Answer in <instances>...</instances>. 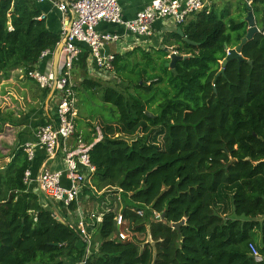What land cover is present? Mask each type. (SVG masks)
<instances>
[{
	"label": "trees",
	"instance_id": "1",
	"mask_svg": "<svg viewBox=\"0 0 264 264\" xmlns=\"http://www.w3.org/2000/svg\"><path fill=\"white\" fill-rule=\"evenodd\" d=\"M249 10L263 31L223 74L226 49L240 44L247 24L214 8L165 33L154 57L141 47L116 54L122 90L81 73L82 101L100 90L103 105L111 106L99 122L102 140L85 139L95 171L84 190L99 208L84 215L96 244L87 264H264V0H251ZM40 17L34 0H0V84L13 71L32 70L58 43ZM165 47L187 56L174 72L165 66L171 54ZM136 53L142 60L131 62ZM86 58L83 53L76 68L85 71ZM28 168L19 150L0 170V264L81 260L87 241L27 189ZM106 195L124 203V240L115 238L120 212L107 205ZM136 209L145 215L138 217ZM153 212L164 220L152 221ZM178 222L177 231L171 224Z\"/></svg>",
	"mask_w": 264,
	"mask_h": 264
},
{
	"label": "built area",
	"instance_id": "2",
	"mask_svg": "<svg viewBox=\"0 0 264 264\" xmlns=\"http://www.w3.org/2000/svg\"><path fill=\"white\" fill-rule=\"evenodd\" d=\"M49 2L60 14L59 41L55 47L44 50L39 56V62L54 55L55 48L61 44L59 50L56 72L48 69L41 71L38 64L27 73L19 70L25 77L29 78L37 87L48 94L52 91L49 101L52 103L56 116V122L38 126L35 130L36 142L26 143L20 147L30 164L34 159L35 149H42L45 153L46 161L43 163L35 182L37 190L35 193L42 194L49 201L56 205L70 208L79 204V197L85 188L90 186V178L95 168L89 157V150L92 144H88L77 138L72 145L76 134L75 120L77 117V82L74 71L83 53L87 54L85 64L90 73L91 65L98 78L109 80L115 77L114 61L115 55L105 53L107 45L120 44L124 39L115 33L100 32L97 27L101 23L120 25L133 37L132 45H127L128 49H134L140 43H145L144 39H149L153 35L152 26L155 22H166L171 27L177 28L195 13L205 9V0H152L145 8L138 12L132 20L125 21L121 16L119 0H39ZM42 18V17H40ZM176 53V52H174ZM228 54V49H226ZM118 54V53H117ZM103 138L99 129L96 130L93 143L101 141ZM60 157L63 161L62 170H52L48 167L49 162ZM63 178L68 181V186L63 182ZM23 183L27 188L34 183L31 178L30 168L23 174ZM138 217L145 215L144 209H136ZM54 216L59 218L56 210ZM77 230L87 241L85 256L74 264H87L86 260L91 253L88 248L89 236L84 227L81 214H79ZM154 222H162L160 213L153 212ZM66 221V220H65ZM67 222V221H66ZM123 222L122 213H118L114 219L116 228L115 238L124 240L125 234L120 231ZM68 223V222H67ZM255 262H261L263 258L257 250L249 246Z\"/></svg>",
	"mask_w": 264,
	"mask_h": 264
},
{
	"label": "crops",
	"instance_id": "3",
	"mask_svg": "<svg viewBox=\"0 0 264 264\" xmlns=\"http://www.w3.org/2000/svg\"><path fill=\"white\" fill-rule=\"evenodd\" d=\"M152 0H119V6L121 9V16L122 19L125 21L132 20L136 14L142 11L146 5H148ZM246 3V7L251 5V0H245L244 4ZM221 4V6L219 5ZM34 5L40 11L41 17L45 20V25L48 30L55 34H59L60 30V14L59 12L47 1L40 2L39 0H34ZM226 5V8L223 7ZM230 6L231 11L227 8ZM211 8L216 9L217 11L228 10V17L230 18L231 15H237L238 19L243 20L249 9L244 11V6L242 9L240 7L234 8V0H205V9L209 10ZM243 11V12H242ZM254 21L255 17L253 15ZM228 19V18H227ZM175 27H171L169 24L167 25L166 22L157 21L152 26L153 35L149 37V39H144L145 43H140L139 46L143 48V46H150L151 44L154 48L158 47L162 37L165 33L175 30ZM97 30L100 32L106 33H115L121 36L124 41L119 44L120 51H118L117 46L115 45H107L104 49L105 53H112L118 55H124L127 52L132 51V49H128L127 45H132L133 37L125 30L123 26L120 25H112L107 23H101ZM38 69L41 71H47L48 69L53 71V56L49 57L38 63ZM80 71H79V70ZM94 67L91 65V72L89 73L87 70V66L85 71H82L81 68H76L74 71V76L76 78L77 85L79 86L82 77L80 76L81 73L83 75H87V77L98 81V79H94L92 77H97L96 73L93 71ZM92 76V77H91ZM21 81V82H17ZM103 81V80H102ZM99 81V82H102ZM105 82V81H103ZM14 83V84H13ZM79 83V84H78ZM107 83V82H105ZM16 85L18 88L10 87ZM25 87L34 88L36 92L34 94V98L32 95L27 93H20L25 91ZM19 89V91H18ZM4 90V91H3ZM5 92V93H4ZM45 94L41 91L35 82L30 80L29 78L25 77L19 70L13 71L10 73L9 78L5 79L0 84V130L1 132L0 139V163L6 161L4 165L0 164V169H2L5 165H7L10 160L13 158L14 154L20 150V147L26 143H35L37 138L35 135V130L38 126L56 122L55 112L53 110L52 103L48 100V93L46 98L43 99L42 103L40 101V96ZM27 97L30 105L25 106L24 104L18 105V100L24 99L23 97ZM21 102V101H20ZM4 126V128H3ZM11 132V134L9 133ZM12 135V138L10 136ZM77 138H81V136L75 134L74 140H72V145L75 144ZM82 140V138H81ZM87 143V142H86ZM46 161L45 153L42 149L36 148L35 155L32 162L29 164V168L31 170V178L34 180V183L27 188L34 194H38L40 204L52 211L56 210L59 219H65L68 223L72 225H76L79 223V214L84 215L86 212L93 210L98 211L99 208L97 205L92 206L89 210L84 205V201L81 202L82 198L88 199L93 193L83 191L82 195L79 197V204L77 208L73 205V210L70 208H65L62 205H54L52 204L49 199L45 196L36 192L37 183L35 182L39 170L41 169L43 163ZM48 167L52 170H62L64 168L63 161L60 157L49 162ZM63 182L66 186H68V181L63 178ZM85 196V197H84ZM100 196V193L97 195ZM119 197V196H118ZM98 198V197H97ZM55 215V214H54ZM56 217V216H55ZM57 218V217H56ZM58 219V218H57ZM84 221V220H83ZM153 221V219H152ZM149 228V225H147ZM90 239V237H89ZM93 245V249L96 247L94 241L89 240L88 248L91 252V248ZM75 262H68L67 264H74Z\"/></svg>",
	"mask_w": 264,
	"mask_h": 264
},
{
	"label": "rangeland",
	"instance_id": "4",
	"mask_svg": "<svg viewBox=\"0 0 264 264\" xmlns=\"http://www.w3.org/2000/svg\"><path fill=\"white\" fill-rule=\"evenodd\" d=\"M244 1L245 0H234V8L240 7V9H242L243 6H244ZM219 5L221 6V4H219ZM223 7L226 8V5H224ZM227 8L231 11L230 6H227ZM230 18H232L234 20H238V16L236 14L235 15L234 14L231 15ZM241 19H239V21H241ZM149 45L150 46H143L142 49L146 50V52H148L151 57H154V49H153L154 47L151 44H149ZM117 49H118V51H120L119 44H117ZM169 53H171V51H169ZM129 60L131 62H134L136 60L140 62L142 60V56L139 53H136L135 55H132L131 57H129ZM92 78L98 79V81H102V79L97 78V77H92ZM103 81H105L107 83H105ZM103 81L101 83H103V85H105V86H111L113 88L120 89V90L123 89V87H122V85L120 83V77L116 73H115V77L114 78L110 77L109 80H103ZM17 82H21V81L17 80ZM13 84H11L12 86H10V87L18 88L16 85H13ZM25 88H26L25 91L24 92H20V93H27L29 95H32L33 97H30V98L33 99L35 97L34 94L36 93L34 91V88H31V87H25ZM78 88H79V86H78ZM18 91H19V89H18ZM78 91H77V94H76V99H77V104H76L77 117H76V120H75L76 134L81 136V138H82V140L84 142H87L85 139L86 138H90L92 136H95L97 129H99L100 132H101V127H100V123H99V122H102L101 121V119H102L101 115L106 116V117L111 115V109H110L111 106L106 105V104L103 105V103L101 102V99H100V90L96 91L93 94V96H91V97L84 94L85 98L87 99V102L82 101L83 97L80 96V93H78ZM129 92L132 93V91L130 89H129ZM44 95L45 94H43V96L39 95L41 103H42V101L44 99ZM23 98L24 99L20 100L21 102L18 100V102H17L18 105H20V103L24 104L25 106L30 105V102H29L28 98L26 96L23 97ZM88 108H91V111ZM3 128H4V126H3ZM1 132H3V131L0 130V134H1ZM9 133L11 134V132H9ZM132 135H134V134H132ZM0 137H2V136L0 135ZM123 137L125 139H127V140H130V138H129L130 136L129 137L123 136ZM10 138H12V135L10 136ZM0 141H2V140L0 139ZM5 162L6 161H4V162H2L0 164L4 165ZM98 194H96V197H98L99 201H101V196H97ZM105 197H106L104 199L105 202L107 203L108 206L112 205L113 209H115V212H120V210L123 209L124 203L120 202L118 197H110V196H107V195ZM82 201H84V205L88 209H91L93 205L95 206L96 203H98L97 202L98 200L91 201L90 199H85V198H82L81 202ZM106 208H107V206H106ZM148 233H150V230L148 231ZM90 241H91V244H92V240H90ZM147 241H150V237L149 236L147 237ZM91 250H93V245H92V249Z\"/></svg>",
	"mask_w": 264,
	"mask_h": 264
},
{
	"label": "water",
	"instance_id": "5",
	"mask_svg": "<svg viewBox=\"0 0 264 264\" xmlns=\"http://www.w3.org/2000/svg\"><path fill=\"white\" fill-rule=\"evenodd\" d=\"M247 9H249V6H247ZM240 22H246V24H247L246 34L241 39L240 44L237 47L228 49V54L226 55L225 59L221 62L222 69L219 72L221 74H223V68L225 67L227 62H229L230 60H233V59H237L238 61H242L243 60V58L241 56L242 46L244 44H246L249 40H251L256 33L263 31V29H261V28L259 29L256 26L254 18H253V14H252V12L250 10L247 12L246 17L243 20H241ZM178 32L180 33V31H178ZM60 49H61V44H59L55 48V51H54V55H53V73L56 72V67H57V62H58V56H59V50ZM164 50L169 52V51H172V48L165 47ZM185 58H187V56H180V55H177L174 52H171V54L169 56V62L167 64H165V66L168 67L169 69H171L174 72L175 62L177 60L185 59ZM52 91L53 90H51L50 93L48 94L47 102H48L50 96L52 95ZM147 115H148V117H152V115L150 113H147ZM161 217L164 220V214H162ZM181 224H182L181 222L173 223V224H171V227L178 231L180 226H181Z\"/></svg>",
	"mask_w": 264,
	"mask_h": 264
}]
</instances>
